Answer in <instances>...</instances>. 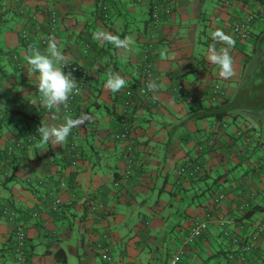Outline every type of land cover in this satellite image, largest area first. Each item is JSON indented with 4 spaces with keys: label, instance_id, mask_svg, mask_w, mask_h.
<instances>
[{
    "label": "crops",
    "instance_id": "1",
    "mask_svg": "<svg viewBox=\"0 0 264 264\" xmlns=\"http://www.w3.org/2000/svg\"><path fill=\"white\" fill-rule=\"evenodd\" d=\"M164 1L170 5L171 13L162 15L154 28L149 23V6L145 0H0L3 24L9 22L10 15L15 21L4 31L6 49L13 50L4 60L19 74L6 85L15 86L19 102L37 110L33 114H37L38 127L42 121L59 125L66 117L89 116L81 127L72 129L61 145L38 146L34 142L7 155L4 152L7 141L27 134L18 130L17 134L8 131L2 135L0 264H17L12 253L15 224H21L27 234L30 264H59L53 256L58 247L64 250L65 264H103L92 249L96 241L108 245L110 264H165L178 245L183 250L178 264H198L199 253L212 256L207 250L209 239L220 237L216 216L230 214L241 201L248 206L259 203L253 198L256 195L250 181L257 174L244 173L238 184L216 174L211 178L214 187L219 182L228 184L223 191L224 199L208 221L207 230L193 244H181L183 232L192 219L202 217L211 207L212 193L205 203L197 197L203 192L199 185L210 178L211 170L236 164L240 157H246L250 147L264 150V113H251L250 108L242 113L233 98L244 89L243 80L250 71L260 78L264 75L263 46L255 47L256 41L264 38V24L257 34L253 33L254 26L264 16L258 13L259 0ZM102 4L107 7L106 21L100 17ZM51 10L58 17L51 36L57 39L69 61L79 65L74 78L83 82L71 113L62 108L59 112L44 110L36 98L39 74L27 72L25 55L45 34ZM247 13L254 15L250 34L244 39H234L231 54L236 74L224 80L218 75L217 66L207 59L208 46L212 43L210 33L219 28L229 35L230 25ZM98 31L110 32L121 39L129 36L133 44L128 49H115L93 38ZM23 33L26 38H22ZM252 37L254 41L249 46L246 41ZM222 46L216 45L217 49ZM249 48L252 56L248 54ZM148 50L158 76V91L128 110L130 134L116 140L114 133L120 126L114 114L126 89L140 81L141 62ZM114 72L127 81L119 92L105 88L108 74ZM215 82L223 95L210 100V87ZM179 85L188 94L203 95V103L228 98L229 104L234 99L235 105L227 104L228 115L221 120L199 117L203 104L178 97ZM219 124L225 127L219 128ZM32 132L37 131L29 134ZM72 143L78 152L75 159L70 157ZM129 146L135 149V162L130 169L123 158ZM189 159L203 165L201 174L193 180L177 175L176 171ZM260 163L264 165V159ZM127 170L129 173L124 176ZM164 192L169 193L168 201L161 198ZM155 193L157 200L152 199ZM56 197L61 204L53 211L51 205ZM88 197L101 205L93 214L86 206ZM177 200H180L178 205L174 202ZM168 205L177 210L173 214L166 211ZM5 206L16 212L15 223L7 219ZM258 222L250 221V217L237 219L232 232L246 233L250 225ZM169 224L172 231H177L172 242L161 235ZM256 243L246 264L258 260L264 264V232Z\"/></svg>",
    "mask_w": 264,
    "mask_h": 264
},
{
    "label": "built area",
    "instance_id": "2",
    "mask_svg": "<svg viewBox=\"0 0 264 264\" xmlns=\"http://www.w3.org/2000/svg\"><path fill=\"white\" fill-rule=\"evenodd\" d=\"M150 4V15H151V21L152 26L154 28L157 27L159 24V21L161 19V16H168V14L171 13V7L170 5L165 2L164 0H145ZM228 1V0H226ZM225 1V2H226ZM259 7H258V13L261 16H264V0H259ZM106 5H103V13L104 17H107V9ZM254 20L253 13H247L245 14L241 19L235 21L230 25L229 35L233 37V39H244L245 37H248L250 34V25L252 21ZM58 17L54 10H51L48 13V21L46 26V32L45 34L40 37L37 44H32L30 47H38L40 50L41 48L47 47V39L49 36L52 35V33L55 31L57 26ZM22 38H26L25 34H22ZM70 65H67L63 68V71L65 74L71 73V75H76L79 71V65L69 61ZM198 70L201 69V66L197 68ZM155 81L158 82V76L156 73V70L154 68L153 63V57L148 50L143 57V60L141 62V77L140 81L132 86L126 89L125 96L121 100V103L118 105V116L117 119L119 121L120 129L114 133V139L116 140H123L128 137L131 131V123L130 120L127 118V112L130 108L136 107L137 105L143 103V101L146 98H149L153 92L149 91L147 88V84L149 81ZM83 82H78V87L81 90V85ZM37 100L40 102V96L37 91ZM177 96L182 98L190 99L191 97L197 96L195 93L188 94V92L184 91L182 88V85H179L177 88ZM199 95V94H198ZM223 95V92L221 90V87L218 83H214L210 87L208 98L210 100L215 99L216 97H221ZM203 95L197 96V98L202 99ZM151 98V97H150ZM78 95H73L70 97L68 107L64 108L61 106L62 110L66 113H71L74 110V106L76 102H78ZM153 101V100H152ZM154 102V101H153ZM42 106V105H41ZM42 108L46 111H48L47 108ZM224 124H219V128H224ZM239 134V133H237ZM248 140V139H247ZM34 141H37V135L36 134H30L24 138H10L5 147L4 151L6 154H13L16 151L24 149L26 145L32 144ZM211 142V141H210ZM212 143V142H211ZM69 148L73 151L71 154L72 158L78 157V152L75 149V145L70 144ZM74 149V150H73ZM135 149H133L131 146L126 147L123 153V158L125 159L129 169L130 166L135 162ZM201 169V164L199 162H192V161H184L182 165H180L176 171L177 175H181L182 177H192L195 175L198 171ZM129 173V170H127V173L124 174V176H127ZM117 182H114L115 185H117ZM252 195L250 194V197ZM224 199L223 194H217L213 199H211V207L207 211L204 212L202 217L194 218L189 223V225L186 227V229L183 232V241L182 245H189L194 243L206 230L208 221L212 218L211 216L214 215L213 213L217 212L215 209L217 206L220 205L222 200ZM61 204V200L59 197H56L52 201L51 209L53 211L58 210L59 206ZM88 209L91 214L94 213L98 208L101 207L99 204H94L91 202V200L87 201ZM247 205V202L241 201L237 205H234V211H231L230 214L226 213L224 216H216L217 225L219 227V235L226 240L229 241V243L226 245L227 248L233 249L234 246L238 247L240 259L238 262L245 261L244 263L248 262V259L251 258L248 253L254 252L258 239L262 236L264 232V223L258 222L253 225H250V230H248L247 233H237L232 232L234 224L237 222L234 212L236 211L240 212L243 208H245ZM3 210L6 212V217L10 222L15 223V220L17 218L16 212L11 209L9 206L3 207ZM36 214V211L33 212V215ZM233 215V216H232ZM13 235V245H12V251L14 255V260H16L17 264H30L28 260V251H27V234L21 224H15L14 230L12 232ZM93 248L99 251L101 259L104 261H111V257L109 254V248L108 245L103 242H95L93 244ZM182 246L178 245L172 255L169 257V261L167 264H177L179 260V256L182 254ZM246 255V256H245ZM141 264V263H139Z\"/></svg>",
    "mask_w": 264,
    "mask_h": 264
},
{
    "label": "clouds",
    "instance_id": "3",
    "mask_svg": "<svg viewBox=\"0 0 264 264\" xmlns=\"http://www.w3.org/2000/svg\"><path fill=\"white\" fill-rule=\"evenodd\" d=\"M210 37L212 43L208 46L207 59L210 63L217 66L218 75L222 79H231L236 74L235 61L231 54V50L235 47V40L231 35L226 34L219 28L212 31ZM93 38L109 43L115 49H128L133 44V40L129 36L121 39L120 36L106 31L94 33ZM217 44L223 46L217 49ZM161 55L163 56L164 53H161ZM25 60L28 65V75L39 74L37 76V91L40 96V102L50 112L53 110L59 112L61 106L67 108L70 97L80 94V88L76 79L72 77L71 73L65 74L63 71L65 66L70 65L69 58L63 52L62 47L54 36L48 37L47 47L43 52L38 47H30L28 53L25 55ZM126 85V79L115 72L109 73L105 82L106 90L111 92H119ZM158 87L154 80L149 81L147 84L148 90L153 93L158 91ZM53 119H55V116ZM88 120L89 116L83 114L75 119L66 117L64 122L59 125L48 124L42 121L36 130L38 135L37 145L43 146L49 143L54 146L61 145L66 142L73 128L81 127Z\"/></svg>",
    "mask_w": 264,
    "mask_h": 264
},
{
    "label": "rangeland",
    "instance_id": "4",
    "mask_svg": "<svg viewBox=\"0 0 264 264\" xmlns=\"http://www.w3.org/2000/svg\"><path fill=\"white\" fill-rule=\"evenodd\" d=\"M3 20V19H2ZM15 23L14 19L11 18L9 22H6V24H3V22H0V46L3 50H6V46L4 43V31H6V28L9 24ZM264 20L259 21L256 23V25L253 28L254 35L259 32V30L263 27ZM264 37V36H263ZM252 41H254V37L250 38V40L246 43L247 45H251ZM263 46L262 47V53L264 54V38H261V40L256 41L255 47ZM249 55H253V51L249 48L248 50ZM264 58V56H263ZM3 59V57H2ZM3 62L4 68L8 71L12 70V64L7 63L4 59ZM264 68V67H263ZM254 71H250L247 75V77L243 80L244 89L239 91L238 94L233 97L236 100V103L241 107L242 113H247V109L250 108L252 111H249L251 113H264V75L263 77H259L257 74L253 73ZM259 72V71H258ZM262 79V80H261ZM246 87V88H245ZM13 91V90H12ZM247 91V92H246ZM14 93V92H13ZM18 97L16 98L15 105H19L20 112L28 113L29 115L33 114V112H36V109L29 108L26 105H23L22 102ZM232 105H235L234 99H232ZM256 107V109L254 108ZM32 112V113H31ZM21 116V115H20ZM20 116L11 117L9 120H7L0 131V143L2 139V135L6 134L8 131L13 132V134H17V131L19 130L21 134H29L30 131H36L38 128V124L34 120H25ZM231 124V123H229ZM238 144V142H237ZM248 153V154H247ZM246 153V157H240L236 164H229L225 169L224 168H217L216 170H211L210 172V178H208L205 181V184H202L204 190L203 192L197 196L198 200L202 203H205L206 200L209 197L210 194V188L211 190H214L216 187H218V190L221 193H224L225 190L228 188L227 183L219 182V185L217 184L216 187H214V184L212 185L211 178L215 177L216 174L222 175L227 182H234L238 184V178L242 176L244 173L248 174H257V176H253L250 178V181H252L253 187L252 191L254 192L253 198H255V201L259 202L260 204L264 205V165H262L261 159H264V150L255 149L252 150L250 147L249 151ZM253 166L250 169V165ZM260 173V174H259ZM205 185V186H204ZM224 188V189H223ZM223 189V190H222ZM224 191V192H223ZM187 195H190V192L187 193ZM157 193L155 195H152V199L157 200ZM162 200L168 201L169 199V193L164 192L161 195ZM176 205L180 203V200L174 201ZM183 203V202H182ZM181 203V204H182ZM166 211L171 212L172 214L175 212L176 207L174 206H166ZM260 210H254L252 214L250 215V221H260L263 219L262 222H264V213H261ZM173 227L169 225H166L164 227V231L162 232V236H167V242L174 241L177 236V231L173 230ZM225 245L226 240H221L219 238H211L209 239V245H207V250L212 253L211 257H205L204 254L199 253L200 259L197 260L198 264H238V260L240 259L239 250L237 246H234L233 249H229V251L232 252L233 259L234 260H228L226 257V251H225ZM252 253H249L251 255ZM217 255L216 257H214ZM228 256V255H227ZM246 256V255H245ZM203 258V259H202ZM263 263H264V257H263ZM255 261V260H254ZM261 260H258L257 262H252L251 264H260ZM238 262V263H237ZM243 263L245 261H242ZM242 263V264H243ZM246 264V263H245Z\"/></svg>",
    "mask_w": 264,
    "mask_h": 264
},
{
    "label": "trees",
    "instance_id": "5",
    "mask_svg": "<svg viewBox=\"0 0 264 264\" xmlns=\"http://www.w3.org/2000/svg\"><path fill=\"white\" fill-rule=\"evenodd\" d=\"M147 4H148V6H149V13H150V4L148 3V2H146ZM103 5H105V4H102L101 6H100V11H101V14H100V17L101 18H103L105 21L106 20H108V18H106V17H104V11H103ZM151 14V13H150ZM2 21V15L0 14V22ZM151 22V24H152V21H151V15H150V17H149V23ZM11 53H13V50H11V49H6V50H3L2 48H1V46H0V129L3 127V124L7 121V120H9L11 117H16V116H20V117H22L23 119H25V120H27V119H29V120H36V118H37V114H31V115H29V114H26V113H22V112H20V110H19V105H15V101H16V98H17V92H16V90H14L15 89V86L14 85H10V84H8V85H6V83L7 82H9L10 81V78H13V77H17L18 75H17V73H15V71L14 70H6L5 68H4V64H5V62H3V59L5 58V56L6 55H9V54H11ZM2 57H3V59H2ZM72 77H74V75L72 76ZM18 85H19V83H18ZM14 87V88H13ZM13 90V91H12ZM14 92V93H13ZM197 96H199L198 94H196ZM201 95V94H200ZM197 96H195V97H191L190 99H188V100H196V101H198L199 103H201V104H203L202 106H200V110H199V113H198V116L199 117H203V116H212L213 118H215L216 120H221L224 116H226V115H228V110H227V104L228 105H230L231 107H232V105L231 104H229V101H228V98H222V100L221 101H219V102H214V103H206V102H202V100L203 99H199V98H197ZM150 97H151V95H150ZM152 98V97H151ZM203 98V97H202ZM154 103V102H153ZM118 110V109H117ZM115 115V119H116V121H117V123H118V125H119V121H118V119H117V116H118V111L114 114ZM36 122H38L37 120H36ZM33 133V132H32ZM33 134H35V133H33ZM30 135V134H29ZM36 135H37V132H36ZM28 136V135H27ZM37 138H38V135H37ZM34 142H37V141H34ZM33 142V143H34ZM73 144V143H72ZM74 145V144H73ZM69 150H70V157H71V154H72V150H71V148H69ZM74 150V149H73ZM77 151V150H76ZM72 158V157H71ZM73 159H75V158H73ZM187 161H192V162H198L197 160H192V159H189V160H187ZM202 169H203V165H201V169H200V171H198L195 175H193L192 177H186L187 179H195V178H198V176L197 175H200L201 174V171H202ZM116 182V181H115ZM202 185V184H201ZM201 185H199V187L201 188V191H203L204 190V188H203V186H201ZM212 185H213V183H212ZM205 186V185H204ZM210 193H212V195H211V199H213L217 194H223V196H224V193H221L220 191H218V190H211V188H210ZM198 195V194H197ZM94 198H96L95 196H94ZM93 197H91V198H86V206H87V208H88V204H87V201L88 200H91V202H93L95 199H94ZM211 199H210V202H211ZM96 202H97V200H95ZM208 209H210V207L208 208ZM257 209H262V210H264V207H261L260 205H259V203H255V204H251V205H246V207L245 208H243L242 209V211H240V212H238V211H236V213L234 214L235 215V218H236V220L237 219H239V220H244V219H247V218H249L250 217V215L252 214V212L254 211V210H257ZM95 212V211H94ZM91 214V213H90ZM37 215V212H36V214H35V216ZM248 232V231H247ZM246 232V233H247ZM244 233V232H243ZM219 239H221V240H226L225 238H223V237H218ZM26 241H27V245H26V247H27V251H28V237H27V239H26ZM96 242H98V241H96ZM104 243V242H103ZM229 243V241L228 240H226V245ZM193 244V243H192ZM190 245V244H189ZM226 245H225V251H226V257H227V259L228 260H234L233 258V255H232V252L231 251H229V248H227L226 247ZM92 249L94 250V253H96V255L98 256V258L101 260V262L103 263V264H110L111 263V261H104L103 259H101V257H100V253H99V251H97L96 249H94L93 247H92ZM12 253H13V251H12ZM28 253H29V251H28ZM182 254H183V252H182ZM181 254V255H182ZM249 254V253H248ZM228 255V256H227ZM53 256H54V258H55V260H57V262L59 263V264H65L66 263V260H65V253H64V250L61 248V247H58L57 249H55L54 251H53ZM183 256V255H182ZM250 257H251V255H249ZM13 257H14V255H13ZM181 257V256H180ZM252 258V257H251ZM251 258H249L248 259V261L251 259ZM170 259V258H169ZM169 259H168V261H169ZM179 260H180V258H179ZM178 260V261H179ZM168 261H166L165 262V264H167L168 263ZM15 262H16V260H15ZM30 263V262H29ZM240 264H242L243 262H239ZM246 263H248V262H246ZM177 264H178V262H177ZM243 264H245V263H243Z\"/></svg>",
    "mask_w": 264,
    "mask_h": 264
}]
</instances>
